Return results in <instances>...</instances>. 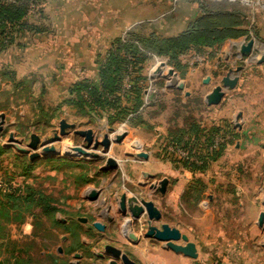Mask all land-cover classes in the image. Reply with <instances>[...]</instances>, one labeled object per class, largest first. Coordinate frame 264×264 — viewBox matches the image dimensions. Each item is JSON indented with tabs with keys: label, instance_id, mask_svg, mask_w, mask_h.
<instances>
[{
	"label": "rangeland",
	"instance_id": "obj_1",
	"mask_svg": "<svg viewBox=\"0 0 264 264\" xmlns=\"http://www.w3.org/2000/svg\"><path fill=\"white\" fill-rule=\"evenodd\" d=\"M207 1L240 12L247 33L238 39L225 40L216 48L191 49L173 60L169 55H156L152 46L145 51L136 40H131L138 50L146 52V57L137 65L130 60L122 71L116 93L120 106L128 110L125 117L130 124H88L92 116L96 119L101 113L106 116L113 113L119 119L120 110L97 108L79 112L70 107L77 120L72 110L58 112L54 109L58 102L47 103L46 98L37 107V102L29 100L27 93L12 98L3 96L8 106L0 110L5 120L0 136V193L26 194L27 190L29 194L35 193L34 200L39 205L30 201L24 208L27 211H11L7 205L0 210V264H108L107 256L99 257L104 254L105 245L120 249L135 264L264 263V219L260 221L264 214V63H257L264 55V0ZM163 3L168 12L174 11L165 13L160 23L156 21L157 25L140 21L119 32L117 28L99 29V43L92 48H96V54L99 52L100 63L105 62L110 51H115L118 46L112 45L115 39L128 41V32L169 38L184 32L201 15L198 0H164ZM42 5V0H32L26 21L32 23ZM180 20L183 22L178 27L172 26ZM55 31L51 34L53 38L45 39L50 50L66 48L78 54L85 49L80 43L86 37L81 40L79 37L87 30ZM71 33V37H64ZM250 39L254 41L252 53L239 58L235 44ZM56 41L61 47L54 44ZM69 41L76 43L70 45ZM2 64L9 67L6 60ZM237 66L243 70L239 72L236 87L224 90L218 105H208V95ZM56 78L62 82L61 88L70 80L61 75ZM134 82L141 93L148 91L146 98L141 99L145 107L135 112L130 110ZM62 96L67 97V93ZM83 96L88 98L87 94ZM61 119L80 130L92 129L99 139L109 128L114 130L110 133L112 140L126 135L120 143H112L103 160L65 158L70 148L82 145V140L74 138L72 133L55 144L61 157L41 158L31 166L26 163V157L25 161L15 159L16 151L3 152V148L7 150L5 144L10 132L25 147L33 133L42 140L52 137ZM96 153L101 154L100 149ZM109 157L118 161V169L101 172ZM142 173L148 176L143 177ZM168 179L170 182L161 194L160 183ZM90 189L103 190L101 202L108 197L116 203L122 193L152 200L162 214V219L153 225L160 227L166 223L186 234L196 245L198 257L195 260L174 257L173 252L154 240L129 242L126 234L130 229L138 235L144 233V220L130 229L128 218L109 225L104 216L94 213L95 203L82 201ZM0 203L6 204V198L1 195ZM48 207L55 211H49ZM81 217L88 221H78ZM94 222L106 225L105 231L95 230Z\"/></svg>",
	"mask_w": 264,
	"mask_h": 264
},
{
	"label": "crops",
	"instance_id": "obj_2",
	"mask_svg": "<svg viewBox=\"0 0 264 264\" xmlns=\"http://www.w3.org/2000/svg\"><path fill=\"white\" fill-rule=\"evenodd\" d=\"M163 1L164 0H42L43 5L41 6V8H39L40 13L37 17L35 16V20L33 21L34 23H29V21H26L27 16H29V12L27 13L28 15L25 18V21L27 23L39 28L40 32L32 33L28 30L20 31L16 35L14 43L2 55H0V68L4 66V64H2V60H6V63H8L10 70L14 72V79L12 81L5 79L0 82V110L2 111V109L8 106L6 101L7 98H3L4 95L5 97L12 98L19 93H27L29 100L34 99L33 101H36L38 106L36 103H33V106L39 107V103L46 98V100H48L47 103L58 102L54 106V109H56L58 112L64 111V109L72 110L70 107L63 104V102L69 97L68 90L72 86V84L76 81L81 80L79 79V77L89 78L90 80H97V57H99V52H97L96 54L94 52L96 48L93 49L92 46L99 43V38H97L98 30L101 28L106 29V27H109V29L117 28L119 32L126 30L133 24L139 23L140 21L156 23L155 25H157V22L160 23V21L163 20L162 16L165 13L174 11V9H171L168 12V7L165 6ZM66 12L68 14L64 17V13ZM193 13L194 10L192 9L191 14ZM181 22L183 21L180 20V22H177L172 26L178 27ZM186 26L187 24L184 26V29L186 28ZM65 28H71V30H87L86 33L80 35L79 37L80 40L81 37H86L84 41H81L80 43L81 45L85 46V49H83V51H77V54L66 51V48H60L58 50L51 49V51L47 47V43L49 42L45 41V39L49 36L50 38H53L51 37V34L53 35L52 31L59 29L64 30ZM72 35L73 34L71 33L70 35L67 34V36L64 35V37L69 38ZM171 36L172 35L167 37ZM59 43V41H56L54 44L58 47H61ZM75 43V41L68 42V44L70 45H73ZM63 44H66V41H64ZM6 57L8 59H6ZM217 59L219 60V56ZM60 75L64 77L67 76L70 79L68 81V84L63 83L65 87L62 88L60 86L62 82H59L56 78ZM56 85H58V87ZM63 93L64 95L65 93H67V97L62 96ZM147 95L148 91H146V89L143 90L141 99L146 98ZM143 107H145V102L142 103L140 110H142ZM11 108L15 107L11 106ZM51 111L54 112V110ZM74 112L75 111H73V114L76 117V114ZM21 114L23 116L24 113L21 112ZM101 114L102 116L98 115L96 116V119H94L92 116L88 121V124H130V120L127 116L122 120H117L115 118L111 119L113 113H111V116H106V114L103 113ZM4 150L5 149L3 148V152H7L9 150L15 152L14 149ZM14 156L15 159L19 161H25V159L27 158L26 163L29 164L28 166L34 165L33 162L29 161L28 156L26 155H21L15 152ZM42 159H39L37 161L39 162ZM168 182H170L169 179ZM109 186H111V184H109ZM126 196L130 197V194H126ZM82 201L87 200H84V197H82ZM86 203H88V201ZM107 206L111 207L110 209H108L106 216L108 215L110 217H116L118 208L117 204L111 201L108 197L103 199L101 203H95L94 213H98V215H101V213L105 211ZM129 232L127 234H129ZM134 234L138 236L137 233ZM143 251L146 253V248H143ZM164 253H166V255L168 256L172 255L170 254V252ZM173 256L182 259H188L185 257L183 258V256H177V254L174 253ZM217 264L222 263L217 262ZM245 264L261 263L246 262Z\"/></svg>",
	"mask_w": 264,
	"mask_h": 264
},
{
	"label": "trees",
	"instance_id": "obj_3",
	"mask_svg": "<svg viewBox=\"0 0 264 264\" xmlns=\"http://www.w3.org/2000/svg\"><path fill=\"white\" fill-rule=\"evenodd\" d=\"M31 1L14 0L12 3H8L0 0V55L14 43L15 37L20 31L40 32L39 28L25 21ZM198 7L201 15L189 24L184 32L176 36L157 39V37H144L128 32V41L125 43H122L120 38L115 39L112 42V45L118 44L115 51H110L102 64L98 58L97 80L81 79L73 83L68 90L69 97L63 104L76 108L79 112L84 111V109L96 111L97 108L103 111L120 110L118 113L120 118L117 120H122L128 111L125 110V106H120V100L116 96L120 89L122 71L130 60L137 65L146 57V52L138 50L131 40H136L145 51L152 46L156 55H169L170 60H173L177 55L191 49L217 47L225 40L238 39L247 33L246 29L243 28V15L237 10L227 9L220 4H211L207 0H198ZM5 79L10 81L14 79V72L6 65L0 68V82ZM132 91L133 104L130 110L135 112L142 105L141 96L143 92L141 93L137 84L133 86ZM83 94H87L88 98L85 99ZM108 96H116V98L109 100ZM128 101L131 103V100ZM114 118L115 115L111 117V119ZM27 192V190L26 194L8 192L4 195L0 193L2 197L6 198V204L0 203V210L5 209L4 206L7 205L9 207H6L11 211H27L24 208L30 204V201L37 202L35 205L38 206V200H34L35 193L29 194ZM48 210L55 211V208L48 207Z\"/></svg>",
	"mask_w": 264,
	"mask_h": 264
},
{
	"label": "water",
	"instance_id": "obj_4",
	"mask_svg": "<svg viewBox=\"0 0 264 264\" xmlns=\"http://www.w3.org/2000/svg\"><path fill=\"white\" fill-rule=\"evenodd\" d=\"M235 45L238 48L236 55L242 59L244 56H250L254 47V41L250 39L246 43L238 42ZM257 63H264V55L257 60ZM242 70V66H237L235 70L230 69L222 77L221 86L215 87L211 94L208 95L207 104L210 106L218 105L224 96V90H232L236 87L239 80V72ZM4 121V115H0V136H2L4 131ZM108 131V133L102 136V139H99L92 129L80 130L76 128L75 124L61 119L58 122V129L54 130L52 137L42 140L40 136L33 133L29 136L27 145L23 147L22 141L17 139L13 132H10L5 147L6 149H14L21 155L28 156L30 162L47 157H61L60 151L56 149L55 144L61 142L64 137L72 133L74 138L82 140V145L70 148V152H65V158L75 159L74 156L78 158L82 156L84 158L90 157L95 160H103L104 156L110 151L112 143H120L126 135L121 134V136L112 140L110 133L114 132V130L109 128ZM99 149L101 154L96 153ZM117 169L118 161L112 157L106 158L103 167L100 168L101 172L116 171ZM142 176L146 177L148 174L142 173ZM167 183V180H163L160 183L161 194L165 192ZM102 191V189H90L84 196V200L91 203H101ZM116 200L118 207L116 217L106 216L110 206H107L105 211L101 213L109 225L116 224L119 219H130L131 222H127L130 226L135 225L142 219L144 220V233L136 236L133 232H129L126 235V239L129 242L138 244L141 239L154 240L162 243L166 250L175 254H181L185 258L195 260L198 257L196 245L189 241L188 237L177 228L171 227L166 223L161 224L160 227L153 225V223L159 222L162 219V214L152 200L137 198V196L127 197L125 193H122ZM263 219L264 214L260 216V221H263ZM78 221L86 223L88 220L86 218H78ZM92 227L99 232H104L106 229V225L100 222H94ZM103 251L104 254H99V257L105 258L107 256L109 258L108 264H135L127 254L112 245H105ZM74 257L79 258V255L75 254Z\"/></svg>",
	"mask_w": 264,
	"mask_h": 264
},
{
	"label": "bare ground",
	"instance_id": "obj_5",
	"mask_svg": "<svg viewBox=\"0 0 264 264\" xmlns=\"http://www.w3.org/2000/svg\"><path fill=\"white\" fill-rule=\"evenodd\" d=\"M130 227H131V226L129 225V229H130Z\"/></svg>",
	"mask_w": 264,
	"mask_h": 264
}]
</instances>
